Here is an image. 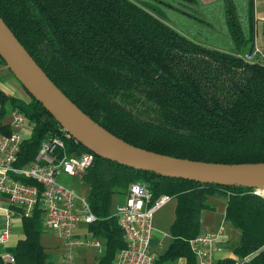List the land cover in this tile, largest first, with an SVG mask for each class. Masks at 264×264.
Here are the masks:
<instances>
[{
	"label": "trees",
	"instance_id": "trees-1",
	"mask_svg": "<svg viewBox=\"0 0 264 264\" xmlns=\"http://www.w3.org/2000/svg\"><path fill=\"white\" fill-rule=\"evenodd\" d=\"M225 8L230 50L194 40L134 0H0V16L49 78L114 135L171 156L264 161V62L243 53L253 38L252 4L247 28L233 0H225ZM0 63L5 65L1 57ZM25 92L19 97L0 90V117L15 106L31 121L15 163L19 166L34 157L47 133L60 128ZM69 148L91 151L79 142ZM81 178L98 218L89 230L103 242L97 264H114L124 245L111 213L113 196L137 179L147 181L155 196L167 193L175 199L171 240L153 264L179 257L184 264H197L188 239L199 232L200 212L212 208L206 198L214 193L226 196L224 218L239 230L235 257L217 264H264V197L252 187L164 176L95 153ZM41 216L36 204L21 218L23 237L9 247L15 261L0 264H49L40 241Z\"/></svg>",
	"mask_w": 264,
	"mask_h": 264
},
{
	"label": "built area",
	"instance_id": "built-area-1",
	"mask_svg": "<svg viewBox=\"0 0 264 264\" xmlns=\"http://www.w3.org/2000/svg\"><path fill=\"white\" fill-rule=\"evenodd\" d=\"M244 57L248 60L257 57L264 62L261 51L245 53ZM30 127L31 121L18 107L8 106L0 117V260L14 263V255L9 250L14 222L30 215L38 204L43 228L61 238L64 264H77L75 249L92 245L100 250L102 239L76 232L80 225L89 229V224L98 218L86 193L78 192L67 179L83 182L82 174L92 164L94 153L69 148L78 141L60 126L41 139L36 154L27 164L16 165L20 145ZM62 175L66 178L60 180ZM252 192L264 197V187H252ZM125 195L124 202H116L111 212L124 240L114 264H153L155 254L150 248L155 230L153 215L173 196L167 193L155 196L145 180L131 182ZM188 244L197 264H217L220 260L218 253L222 252L223 245L211 231L198 232L188 239Z\"/></svg>",
	"mask_w": 264,
	"mask_h": 264
},
{
	"label": "water",
	"instance_id": "water-1",
	"mask_svg": "<svg viewBox=\"0 0 264 264\" xmlns=\"http://www.w3.org/2000/svg\"><path fill=\"white\" fill-rule=\"evenodd\" d=\"M0 57L58 124L93 153L131 167L199 182L264 187V161L213 162L171 156L133 145L83 112L49 78L0 16Z\"/></svg>",
	"mask_w": 264,
	"mask_h": 264
},
{
	"label": "crops",
	"instance_id": "crops-1",
	"mask_svg": "<svg viewBox=\"0 0 264 264\" xmlns=\"http://www.w3.org/2000/svg\"><path fill=\"white\" fill-rule=\"evenodd\" d=\"M134 1L142 6V4L138 0ZM158 1H164V5L172 10V12L176 13L170 3L174 0ZM233 1L241 24L244 28H247L246 15L248 6L250 3L252 4L253 38L245 44L243 53L245 54L248 52H253L255 50L264 53V0ZM179 2L181 3V11L180 13L174 14L175 18H171V20L174 21L175 24H170L171 26L175 27L183 34L191 38L194 36L189 34L190 32H193L199 36L202 35L205 40H200L198 42H201L205 45L218 47L225 50L231 49L230 33L225 20V0H179ZM189 8H192V10H189ZM192 16H194L195 19H190V17ZM179 22L182 23L185 29H183L180 24H177ZM172 199L173 201L172 203H170L172 205L171 207L169 204H166L170 201L169 200L163 206H161V208L157 209L153 215V225L155 228L153 236L156 232L161 235L160 241H158L157 243V246L159 247H161V245L163 244L161 242V238L167 234L169 235L168 227L173 219L175 207L174 197ZM206 200L207 203L212 206V208H204L201 210L199 216V232L211 231L212 233L217 235L219 241L223 245L222 252L218 253V257L220 258V260L227 257H235L234 253L232 252V248L238 241L239 230L233 227L224 218L226 196L214 193L208 195ZM116 201L117 199H115V197L113 196V203L115 204ZM170 211L172 212V214H170ZM168 218L170 219L168 220ZM225 222H227L228 225H225ZM229 224L231 225V227H229ZM76 232L79 235H92L91 231L88 228H85L84 225H80L76 229ZM22 237L23 231L21 228V221L16 220L14 222L13 231L10 237V246H14L17 240ZM169 237L170 242L171 236L169 235ZM40 241L45 247V250L48 252L47 260L49 264H64L62 259L63 247L60 237H58L53 231L43 228L40 235ZM102 251L103 242L100 250L92 245H83L75 249V261L77 264H97L98 256L101 255ZM184 263L185 259L183 257H179L175 260L167 261L164 264Z\"/></svg>",
	"mask_w": 264,
	"mask_h": 264
},
{
	"label": "rangeland",
	"instance_id": "rangeland-1",
	"mask_svg": "<svg viewBox=\"0 0 264 264\" xmlns=\"http://www.w3.org/2000/svg\"><path fill=\"white\" fill-rule=\"evenodd\" d=\"M142 6L149 10L150 12H152L153 14H155L156 16H158L159 18L163 19L165 22L169 23V24H174V21L171 20V18H175L176 13H180L181 9H180V5L181 3L179 2V0H174L171 3L174 11L172 12V10H170L169 8H167L164 4V1H158V0H138ZM168 4V3H167ZM189 7V6H187ZM189 10H192V8H189ZM226 12V11H225ZM190 19H195L194 16L190 17ZM180 24V26L184 28V26L182 25L181 22L177 23ZM189 34L193 35L194 37H192L193 39L200 41V40H205L204 37L196 35L193 32H190ZM0 90L4 91L5 93H7L8 95H13V96H19V97H23V96H27V93L25 92L24 88L22 87V85L20 84V82L15 78V76L12 74V72L5 67L4 65H0ZM65 175H62L60 177L61 179H65ZM137 180H143V179H137ZM67 181L80 193L84 194L87 191V187L86 185L83 184V182H80L78 179H74V178H70L67 179ZM115 199H117L116 202L118 203H122L125 200V193H117L114 195ZM173 199L170 200L168 203L170 207L172 206L170 203H172ZM161 208V207H160ZM170 214H172V212L170 211ZM170 218H168L169 220ZM225 225H228L227 222H225ZM229 227H231V225L229 224ZM160 234L158 232H156L154 234V236L152 237V240L150 242V247L151 250L153 251V253H155L156 255L161 253L167 246L168 242H169V235H165L164 237L161 238V242L163 243L161 245V247L157 246L158 241H160Z\"/></svg>",
	"mask_w": 264,
	"mask_h": 264
}]
</instances>
